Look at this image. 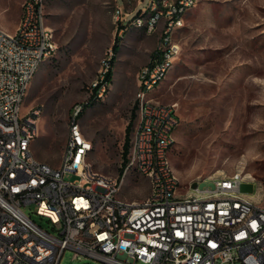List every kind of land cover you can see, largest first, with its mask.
Returning <instances> with one entry per match:
<instances>
[{
	"label": "built area",
	"instance_id": "1",
	"mask_svg": "<svg viewBox=\"0 0 264 264\" xmlns=\"http://www.w3.org/2000/svg\"><path fill=\"white\" fill-rule=\"evenodd\" d=\"M47 1L24 0L16 29L0 27V264H59L66 250L104 264H264V203L248 190L264 187L240 172L181 185L169 158L175 105L149 97L172 69L180 50L174 35L198 0H149L131 19L144 0L114 8L121 24L129 20L148 34L163 28L156 57L139 73L137 122L118 178L93 171L91 142L75 116L59 167L33 153L41 108L23 107L31 79L56 49ZM129 172L149 184L141 202L117 196Z\"/></svg>",
	"mask_w": 264,
	"mask_h": 264
},
{
	"label": "rangeland",
	"instance_id": "2",
	"mask_svg": "<svg viewBox=\"0 0 264 264\" xmlns=\"http://www.w3.org/2000/svg\"><path fill=\"white\" fill-rule=\"evenodd\" d=\"M24 0H0V27L13 32ZM144 0L131 19L146 8ZM126 0H48L46 25L56 44L31 79L23 110L40 107L39 131L32 144L35 157L59 167L69 124L77 113L91 142L87 161L94 172L118 178L127 127L131 142L137 122L135 95L140 70L156 57L162 26L148 34L118 22L115 7ZM119 38L116 41V38ZM174 40L179 54L166 77L149 93L162 105H175L178 126L170 162L181 185L235 172L250 174L264 187V0H198L186 13ZM117 42L118 51L111 50ZM111 64V82L93 106L81 110ZM66 176L67 179H74ZM264 203L257 184L248 189ZM149 194L144 178L129 172L118 198L141 202ZM27 213L37 224L47 221ZM59 264H104L66 250Z\"/></svg>",
	"mask_w": 264,
	"mask_h": 264
},
{
	"label": "trees",
	"instance_id": "3",
	"mask_svg": "<svg viewBox=\"0 0 264 264\" xmlns=\"http://www.w3.org/2000/svg\"><path fill=\"white\" fill-rule=\"evenodd\" d=\"M139 14V11H137V13L133 16V17H136L137 15ZM132 17V18H133ZM121 26H123L121 24ZM119 38L117 37L116 38V41L118 40ZM111 50L113 51V54L117 53L118 51V46H117V42L114 43V45L112 46ZM152 61L154 59V54H152ZM151 61V62H152ZM114 62V57H112L110 60H109V67L107 69V71L102 75L101 79L99 81L96 82L95 85H93L91 87V95L89 97V100L86 104H83L82 107H81V110L84 111L88 106H93L95 101L99 98L98 95L99 93L102 91V90H106L108 84L111 82V64H113ZM150 62V63H151ZM81 116V113H77L76 115V119H78L79 117ZM129 129L130 127H127V133H126V138H125V141H124V144H123V152H122V167L124 166L125 164V161H126V155L128 153V150H129V146H130V140H129ZM122 174V168H120L119 170V177L121 176Z\"/></svg>",
	"mask_w": 264,
	"mask_h": 264
}]
</instances>
